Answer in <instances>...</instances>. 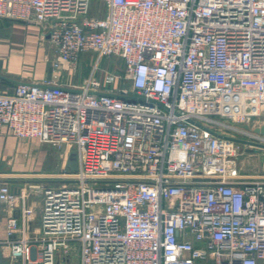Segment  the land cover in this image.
Wrapping results in <instances>:
<instances>
[{"label":"built area","instance_id":"2783aa9c","mask_svg":"<svg viewBox=\"0 0 264 264\" xmlns=\"http://www.w3.org/2000/svg\"><path fill=\"white\" fill-rule=\"evenodd\" d=\"M2 19L39 27L54 72L95 62L79 86L0 91V130L77 156L0 180V257L264 264V163L239 164L264 157V0H0Z\"/></svg>","mask_w":264,"mask_h":264},{"label":"crops","instance_id":"0c3cea01","mask_svg":"<svg viewBox=\"0 0 264 264\" xmlns=\"http://www.w3.org/2000/svg\"><path fill=\"white\" fill-rule=\"evenodd\" d=\"M54 57L53 48L46 39L41 38L38 26L18 20L0 21V91L12 92L21 82L79 86L89 73L90 66L86 72L78 73V68L54 72L50 63ZM66 156L35 139H19L4 129L0 130L1 181L15 180L16 185L22 187L25 183L23 180L30 177L34 179L37 174L53 172L57 164L64 167ZM31 200L36 206L34 223L38 225L41 201L38 197ZM5 221L6 212L1 210L0 234Z\"/></svg>","mask_w":264,"mask_h":264},{"label":"rangeland","instance_id":"374dc122","mask_svg":"<svg viewBox=\"0 0 264 264\" xmlns=\"http://www.w3.org/2000/svg\"><path fill=\"white\" fill-rule=\"evenodd\" d=\"M97 5V4H96ZM95 6V4H92V7ZM91 14L97 13L95 9H91ZM95 62V55L92 52H86L81 55L80 58V65L78 66V73L81 71L87 70V68L91 65H93ZM100 67L105 66L108 70L112 68L121 69L122 67V60L119 57H113V56H104L100 59L99 62ZM25 140V139H23ZM262 163H264V157L260 155V150H255L253 155H249L247 157H243L242 160H240L239 164L241 166V171L247 172V173H254V172H260L262 168ZM56 170H60L63 168L62 166L56 165ZM29 179H33L30 177ZM36 179V178H34ZM34 216V221H35ZM0 239L4 238V229L2 230V234H0ZM0 250H4L5 254H8V250L4 247L0 248ZM2 256V255H1ZM0 264H10V256L6 257H0ZM64 264H78V256L74 255L71 258H69Z\"/></svg>","mask_w":264,"mask_h":264},{"label":"water","instance_id":"95a60500","mask_svg":"<svg viewBox=\"0 0 264 264\" xmlns=\"http://www.w3.org/2000/svg\"><path fill=\"white\" fill-rule=\"evenodd\" d=\"M261 131H264V129H261ZM242 141V140H238ZM65 168L68 170H75L77 168V156L74 151H70L67 154L66 161H65Z\"/></svg>","mask_w":264,"mask_h":264},{"label":"bare ground","instance_id":"6f19581e","mask_svg":"<svg viewBox=\"0 0 264 264\" xmlns=\"http://www.w3.org/2000/svg\"><path fill=\"white\" fill-rule=\"evenodd\" d=\"M29 174V173H28ZM19 176H21V175H19Z\"/></svg>","mask_w":264,"mask_h":264}]
</instances>
